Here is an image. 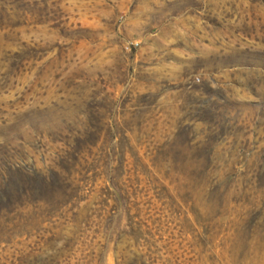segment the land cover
<instances>
[{"label": "rangeland", "instance_id": "rangeland-1", "mask_svg": "<svg viewBox=\"0 0 264 264\" xmlns=\"http://www.w3.org/2000/svg\"><path fill=\"white\" fill-rule=\"evenodd\" d=\"M0 264H264V0H0Z\"/></svg>", "mask_w": 264, "mask_h": 264}]
</instances>
